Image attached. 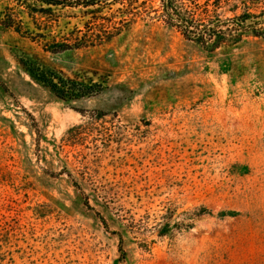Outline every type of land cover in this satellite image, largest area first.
I'll return each instance as SVG.
<instances>
[{
	"label": "rangeland",
	"instance_id": "rangeland-1",
	"mask_svg": "<svg viewBox=\"0 0 264 264\" xmlns=\"http://www.w3.org/2000/svg\"><path fill=\"white\" fill-rule=\"evenodd\" d=\"M161 12L0 0V264H264V35L211 50ZM29 59L104 88L62 99Z\"/></svg>",
	"mask_w": 264,
	"mask_h": 264
},
{
	"label": "trees",
	"instance_id": "trees-1",
	"mask_svg": "<svg viewBox=\"0 0 264 264\" xmlns=\"http://www.w3.org/2000/svg\"><path fill=\"white\" fill-rule=\"evenodd\" d=\"M194 0H161L162 12L160 16L173 27H177L190 39L196 40L208 49L218 48L222 42L236 43L243 39L244 35L252 28L256 36L264 35V26L256 27L259 20H252L255 14L246 8L243 13L235 15L228 21H215L217 15V1L204 4L193 2ZM189 2L191 4H189ZM247 5V2H244ZM225 24V25H224ZM225 26L226 29H223ZM29 74L37 82L52 90L58 97L68 100L77 99L99 93L103 85L98 82L86 83L76 78L65 76L62 72L44 67L29 59L24 61ZM210 212L204 207L202 213Z\"/></svg>",
	"mask_w": 264,
	"mask_h": 264
}]
</instances>
